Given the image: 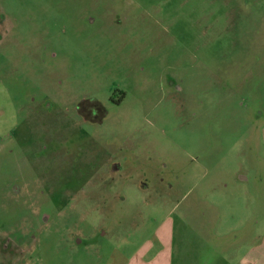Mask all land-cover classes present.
I'll list each match as a JSON object with an SVG mask.
<instances>
[{
    "label": "rangeland",
    "instance_id": "374dc122",
    "mask_svg": "<svg viewBox=\"0 0 264 264\" xmlns=\"http://www.w3.org/2000/svg\"><path fill=\"white\" fill-rule=\"evenodd\" d=\"M164 228L171 264H264V0H0V264Z\"/></svg>",
    "mask_w": 264,
    "mask_h": 264
},
{
    "label": "crops",
    "instance_id": "0c3cea01",
    "mask_svg": "<svg viewBox=\"0 0 264 264\" xmlns=\"http://www.w3.org/2000/svg\"><path fill=\"white\" fill-rule=\"evenodd\" d=\"M152 239H154L153 241L155 242H147L141 247L140 252H138L142 258L131 260L128 264H171L169 258L172 241L170 231H166L164 228L162 231L156 232ZM150 254H155V256L151 257ZM254 262L257 263V261Z\"/></svg>",
    "mask_w": 264,
    "mask_h": 264
},
{
    "label": "flooded vegetation",
    "instance_id": "af4514ba",
    "mask_svg": "<svg viewBox=\"0 0 264 264\" xmlns=\"http://www.w3.org/2000/svg\"><path fill=\"white\" fill-rule=\"evenodd\" d=\"M117 104V103H116ZM80 113L87 121L96 123L98 116L95 113L104 114V107L97 99H87L80 103Z\"/></svg>",
    "mask_w": 264,
    "mask_h": 264
}]
</instances>
